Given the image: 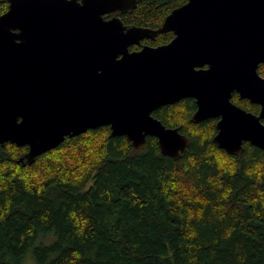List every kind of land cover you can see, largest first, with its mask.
I'll list each match as a JSON object with an SVG mask.
<instances>
[{"label": "trees", "instance_id": "1", "mask_svg": "<svg viewBox=\"0 0 264 264\" xmlns=\"http://www.w3.org/2000/svg\"><path fill=\"white\" fill-rule=\"evenodd\" d=\"M187 2L137 0L116 15L158 29ZM8 6L0 0V15ZM233 102L259 113L238 95ZM196 111L188 98L153 113L190 139L178 159L155 137L139 150L109 126L66 138L32 164L28 146L0 145V264H264V151L248 142L235 155L220 149L218 119L195 123Z\"/></svg>", "mask_w": 264, "mask_h": 264}, {"label": "water", "instance_id": "2", "mask_svg": "<svg viewBox=\"0 0 264 264\" xmlns=\"http://www.w3.org/2000/svg\"><path fill=\"white\" fill-rule=\"evenodd\" d=\"M0 15V145L28 146L27 162L109 126L144 150L180 158L190 139L153 113L192 98L193 121L218 119L214 142L231 155L264 151V0H188L158 29L115 14L137 0H7ZM113 15L107 19L106 16ZM172 32L166 45L131 47ZM208 67L205 69V67ZM262 107L248 113L233 101Z\"/></svg>", "mask_w": 264, "mask_h": 264}, {"label": "flooded vegetation", "instance_id": "3", "mask_svg": "<svg viewBox=\"0 0 264 264\" xmlns=\"http://www.w3.org/2000/svg\"><path fill=\"white\" fill-rule=\"evenodd\" d=\"M115 15H116V14H115ZM111 17H112V16H111ZM111 17H110V18H111ZM108 19H109V18H108ZM162 25H163V24H162ZM173 34H174V33H173ZM174 38H175V35H174ZM174 38H173V39H174ZM173 39H172V40H173ZM148 40H151V39H145V40L142 41L141 45L138 46V47H140L139 50H141L144 46L157 47V46H152V45L148 44V43H147ZM172 40H171V41H172ZM168 44H169V43H168ZM165 45H166V44H165ZM139 50H133V51H139ZM261 65H263V64H261ZM261 65H260V66H261ZM260 66H259V68H260ZM206 68H208V67L206 66L205 69H206ZM259 68H258V73H259ZM259 75H260L261 77L264 78V76H262L260 73H259ZM234 95H238L239 98H240L241 100H247V101L251 102L249 99H243V98H241V97H240V94L237 93V92H235V93L233 94V97H234ZM194 100H195V99H194ZM232 101H233V98H232ZM195 102H196V101H195ZM251 103H252V102H251ZM235 104H236V103H235ZM252 104H254V103H252ZM236 105H237V104H236ZM254 105L259 106V113H254V112H252V111H248L247 109H245V108H243V107H241V106H239V105H237V106H239L240 108L244 109V110L247 111L248 113H252V114H254V115L259 116L262 107H261L260 105H258V104H254ZM262 122L264 123V120H262Z\"/></svg>", "mask_w": 264, "mask_h": 264}]
</instances>
